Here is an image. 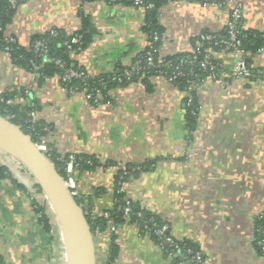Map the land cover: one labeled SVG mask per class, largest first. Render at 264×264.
<instances>
[{
    "label": "crops",
    "instance_id": "obj_1",
    "mask_svg": "<svg viewBox=\"0 0 264 264\" xmlns=\"http://www.w3.org/2000/svg\"><path fill=\"white\" fill-rule=\"evenodd\" d=\"M234 1L242 4L241 26L264 31V0H172L158 11V58L191 53L199 33L222 31ZM85 17L94 29L91 41L70 57L90 77L129 65L147 46L145 10L103 0H21L4 32L28 48L34 35L75 34ZM211 56L227 74L196 88L199 112L190 133L185 93L162 75L140 77L91 102L57 75L38 83L0 49V95L19 94L15 102L45 126L47 151L96 159L93 170L74 169L73 177L78 197L97 211L112 205L118 170L153 162L128 182L125 195L135 209L168 219L171 235L196 243L204 264H264L254 236V220L264 211V48L244 57L251 77L230 75L232 50L212 49ZM0 164L12 175L0 178V264H52L57 255L69 264L60 237L52 230L50 237L38 222V195L28 175L2 155ZM117 242L116 264L169 263L133 223L120 225ZM57 244L63 249L56 251ZM100 248L95 243L97 263Z\"/></svg>",
    "mask_w": 264,
    "mask_h": 264
},
{
    "label": "trees",
    "instance_id": "obj_2",
    "mask_svg": "<svg viewBox=\"0 0 264 264\" xmlns=\"http://www.w3.org/2000/svg\"><path fill=\"white\" fill-rule=\"evenodd\" d=\"M19 2L21 0H18ZM83 1H92V0H83ZM172 0H146V3L151 2L152 6L145 10V20L143 25V31L147 34L148 40L151 39V35L156 33L158 39L153 41V51L151 56L154 62V66H147L144 58L146 56V50L148 47L136 55L132 62L138 61L139 68L137 70L131 71L129 77L127 78L124 74L125 70L130 69V64L123 66L117 65L113 72L109 74H102L94 77L86 75L84 78H74L70 81H62L61 75L66 71V69H73L81 71L71 60L70 55L72 53L79 52L83 50L88 43L91 41V36L94 32L93 27L91 26L87 17L83 18V24L79 31L73 35H66L65 33L55 30V33L52 34L50 31L42 33L39 35H34L31 39V44L28 48L21 47L18 43L10 44V50L8 54L15 64L20 67H23L31 73H36L35 76L38 83L42 82L44 79L57 75L59 77L60 83L62 86L67 88L69 91H86L91 93V102L98 99L95 95V91L99 90L101 99H106L108 97L109 90L125 85L131 81L137 80L142 77L143 79L148 78L153 75H162L168 77L172 72L175 71V67H178L183 75L176 76L171 82L180 90H184V87L187 84V80H195L197 85H200L203 80L207 77H210L212 74L217 77L219 70L214 68L213 70L203 69L199 67L198 61H189L191 53H182L172 56H168L162 59L158 58L157 49L160 45V36L163 32L162 26L158 23V11L159 8ZM18 2V3H19ZM17 3V4H18ZM117 4L132 5L131 0H116ZM16 5H12L9 0H0V49L4 50V34L5 28L8 23H10ZM237 38L240 41L239 47L244 52V57H252L259 50L264 48V31H258L253 29H245L241 26V23L238 24L236 29ZM220 35L226 36V27L218 32ZM72 38H76L77 42L71 43L70 48H67L65 45L66 41H70ZM43 41L45 44L46 51L40 52L35 51L33 45L35 41ZM214 49H220V46H214ZM203 52L197 54L198 59L202 57ZM46 58H58L63 62V67H59L54 60H45ZM185 60V62H181ZM211 61L216 64L218 61L211 58ZM19 96L16 91L5 92L0 95V115L7 118L9 121L18 125L22 131L29 134L33 142L41 140V137L45 134L44 124L40 121H34L29 116L30 109L23 105L22 103H17L14 100V97ZM21 96H24L21 93ZM190 98V101L188 100ZM7 99H13L12 103H7ZM185 121L188 128V131L193 130L197 123L198 118V99L196 96V89L190 91L189 96H185ZM190 135H188L189 137ZM50 160L53 162L58 173L66 179V173L64 170L65 162L68 159L67 155H59L47 151ZM75 159V168L78 172L82 171H91L97 165L98 162L96 159L90 155H74ZM153 162H145L139 166L125 165L123 168L128 172L126 177L127 181L132 178H136L141 172L146 171L152 166ZM121 169L118 170L115 183L117 181ZM9 177L12 178V175L8 168L5 165L0 164V178ZM15 181V180H13ZM17 183V182H15ZM116 201H113L112 205L109 208L104 209L109 213V218H105L102 214L97 215L94 218H91L88 213H86L85 202L82 201L78 196H75V200L78 204L83 207L85 212L86 219L89 223L91 233H95V229L98 228L100 231H105L108 226L107 220L115 225H121L123 223H135L140 228L139 231L149 235L153 242L157 243V237L154 233V228L149 226L146 230L142 229V225L147 223V220L152 216L153 221L157 224L162 223L161 217L149 212L133 207L129 214V218L126 219L123 215V212L119 205L123 204V198L125 193L117 192L116 187H114ZM35 203V212L38 216V222L40 226L51 235L52 225L50 223V218L46 213L44 207L38 202ZM89 205V203H86ZM142 214V217H139L138 213ZM109 238L106 240L105 244V254L103 258L101 257V264H116L119 258V244L117 242V232H111ZM254 236L255 244L257 251L264 258V246L258 244V241H263L264 243V211L260 213L254 220ZM177 243V248H173L167 244L162 245V250L164 256L167 258V252L176 253L173 259L169 260L168 264H193L191 260V253H188L187 250L192 252L201 251L199 246L189 239H175ZM264 245V244H263ZM1 262V261H0ZM2 263V262H1Z\"/></svg>",
    "mask_w": 264,
    "mask_h": 264
},
{
    "label": "built area",
    "instance_id": "obj_3",
    "mask_svg": "<svg viewBox=\"0 0 264 264\" xmlns=\"http://www.w3.org/2000/svg\"><path fill=\"white\" fill-rule=\"evenodd\" d=\"M103 1H107L110 3H115L116 0H103ZM133 2L134 5H137L139 7H141L142 9L146 10L148 8H150L152 6L151 2L146 3V0H131ZM9 2L12 5H17V3L19 2L18 0H9ZM241 18H242V4L238 1H234L233 2V7L230 13V18L226 24V36L220 35L218 32H201L198 34L197 38L194 41V49L192 51L191 57L189 59V61H198V65L199 67L203 68V69H209V70H213L214 68H217L219 70L218 72V76L215 77L213 74L210 76L213 79L214 78H218L221 79L225 76V74H227V72L223 69L222 65L220 63H216L214 64L211 61V51L212 49H214V46H220V49H230L234 52L235 57H236V62L233 65V67L231 68V70L229 71L230 75L233 77H249L251 76L250 71L247 67V63L244 60V52L243 50L239 47L240 41L237 38V27L238 24L241 22ZM52 34L55 33V31H51ZM158 39V36L156 33H153L151 35V39L147 40V47L148 50H146V56L144 58V61L146 63L147 66L151 67L154 66V62L151 56V52L153 51V46L152 43L153 41H156ZM4 51L8 52V50H10V44L12 43H16V40L14 37L8 35V34H4ZM77 42L76 38H72L70 41H66L65 45L67 48H70V44L71 43H75ZM33 48L35 51H40V52H45L46 48H45V44L43 41H35ZM262 50V49H261ZM259 50V51H261ZM203 52L202 53V57L200 59H198L197 54L199 52ZM258 51V52H259ZM45 60H54L55 63H57V65L59 67H63V62L58 59V58H46L44 56ZM181 62H185V60H181ZM139 68L138 65V61H135L134 63L130 64V69L125 70L124 74L125 76L128 78L131 71L137 70ZM37 74L34 73V76H36ZM178 75H183L182 71L178 68L175 67V71L172 72L168 77H166L169 81H172L176 76ZM86 77V74L83 71H78V70H73V69H66V71L61 75V80L62 81H70L71 79L74 78H84ZM199 85H197L195 80H187V84L184 87L183 92L185 93V96H189L190 91L196 89ZM86 96L90 99L91 98V93H88L86 91H84ZM95 95L96 97H100V92L99 90L95 91ZM190 101V98L188 99ZM7 103H12L13 99H7L6 100ZM34 145L37 147V149H39L43 154H45L48 158L49 155L47 153V149L45 147V144L42 140L34 142ZM0 155L6 157L8 159V163L10 164H14L16 166H18L20 168V170L24 173H26L28 175V178L30 179V181H34V179L32 178V176L29 174V172L27 171V169L24 167V165H22L17 159H15L14 157L8 155L7 153L3 152L0 150ZM50 159V158H49ZM75 168V159L73 155H69L68 159L65 162V166H64V170L66 173V184L71 192V194L75 197V196H79L80 194V190L79 188L76 186L75 184V180L73 177V171ZM121 173H119L117 181L115 183V187L117 192L120 193H125L127 186H128V182L126 177L128 175V172L122 167L121 168ZM34 184V183H32ZM38 195V203L40 205H42L46 211V213L48 212V210H50V205L47 201V198L45 197V195L43 193H37ZM114 201H116V199H114ZM86 207V213H88V215H90L91 218H94L97 215H103L105 218H109V213L107 211H97V209L93 208V206L88 205V204H84ZM82 207V206H81ZM119 207L121 208L123 215L125 216L126 219L129 218V214L132 210V201L129 197H127L126 195H124L123 198V204L119 205ZM83 208V207H82ZM139 217H142V214L139 212L137 214ZM162 219V223L157 224L153 221V217L151 216L148 220L147 223L142 225V229L146 230L149 226L154 228V233L155 236L157 237V243L156 245L160 248H162L163 244H167L173 248H177V243L175 241V238L171 235L170 233V223L169 220L161 217ZM108 222V226L107 229L105 231H100L98 230V228L95 229V233L92 234L93 238H94V242L97 243V246H99V241L107 234L109 235L111 232H117L118 229L120 228V225H115L111 222V220H107ZM56 223V227L58 229L57 226V221ZM133 225L137 228H140L138 225H136L135 223H133ZM258 244L261 246H264L263 241H258ZM100 250V257L98 260V263L96 261V264H101V257L103 258L104 254H105V250ZM188 253H191V260L193 262V264H204V255L202 253V251H195L192 252L191 250H187ZM176 253L170 251L167 252V259H173L175 257Z\"/></svg>",
    "mask_w": 264,
    "mask_h": 264
},
{
    "label": "water",
    "instance_id": "obj_4",
    "mask_svg": "<svg viewBox=\"0 0 264 264\" xmlns=\"http://www.w3.org/2000/svg\"><path fill=\"white\" fill-rule=\"evenodd\" d=\"M0 150L24 165L47 198L69 264H96L95 242L85 212L71 194L64 177L58 173L53 162L37 149L29 134L1 115Z\"/></svg>",
    "mask_w": 264,
    "mask_h": 264
},
{
    "label": "rangeland",
    "instance_id": "obj_5",
    "mask_svg": "<svg viewBox=\"0 0 264 264\" xmlns=\"http://www.w3.org/2000/svg\"><path fill=\"white\" fill-rule=\"evenodd\" d=\"M47 214H48V216H49V218H50V223H51V225H52V233L54 234V236L55 235H57L58 236V238H59V240H60V243H63V242H61V241H63L62 240V237H61V235H60V233H59V229H57V227H56V223H55V220H54V215H53V212H52V210L50 209V210H48V212H47ZM60 235V236H59ZM105 236H108L107 234L105 235ZM104 236V237H105ZM104 237L99 241V244L101 243L102 244V247H103V249H105V244H106V241L104 240ZM59 245H62V247H63V245H64V243L63 244H59ZM61 246H58V244H57V247H55V249H56V251H57V249L59 250V248H60ZM61 247V248H62ZM63 249V248H62ZM52 264H60V260H59V255H57L55 258H53V261H52Z\"/></svg>",
    "mask_w": 264,
    "mask_h": 264
},
{
    "label": "bare ground",
    "instance_id": "obj_6",
    "mask_svg": "<svg viewBox=\"0 0 264 264\" xmlns=\"http://www.w3.org/2000/svg\"><path fill=\"white\" fill-rule=\"evenodd\" d=\"M30 182H31V183H34L33 185H34V187H35V191H36V193H42V191L40 190L38 184H37L35 181H30ZM53 217H54V216H53ZM54 220H55V222H56L55 217H54Z\"/></svg>",
    "mask_w": 264,
    "mask_h": 264
}]
</instances>
